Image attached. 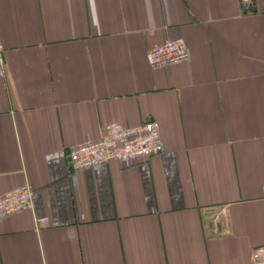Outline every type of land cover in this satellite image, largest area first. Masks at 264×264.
Here are the masks:
<instances>
[{
  "label": "crops",
  "instance_id": "0c3cea01",
  "mask_svg": "<svg viewBox=\"0 0 264 264\" xmlns=\"http://www.w3.org/2000/svg\"><path fill=\"white\" fill-rule=\"evenodd\" d=\"M180 36L188 58L152 68ZM0 264H252L264 243V0H0ZM162 152L71 173L107 124ZM36 217L47 220L35 222Z\"/></svg>",
  "mask_w": 264,
  "mask_h": 264
},
{
  "label": "built area",
  "instance_id": "2783aa9c",
  "mask_svg": "<svg viewBox=\"0 0 264 264\" xmlns=\"http://www.w3.org/2000/svg\"><path fill=\"white\" fill-rule=\"evenodd\" d=\"M188 58L185 40L180 37L164 39L152 45L146 53L150 67L157 68L184 61ZM5 75V62L0 46V76ZM164 149L158 121L125 126L121 123L107 124L96 140H87L73 146L68 154L71 173L85 168H97L108 160L124 163L139 157L155 155ZM33 210V190L25 184L0 195V219L22 211ZM47 217H36L35 222L46 221ZM252 264H264V243L255 246L250 254Z\"/></svg>",
  "mask_w": 264,
  "mask_h": 264
}]
</instances>
